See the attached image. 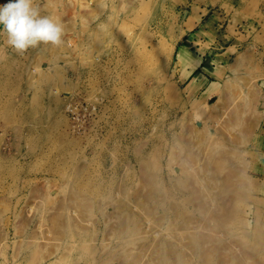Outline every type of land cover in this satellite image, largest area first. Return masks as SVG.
I'll use <instances>...</instances> for the list:
<instances>
[{"label":"rangeland","instance_id":"rangeland-1","mask_svg":"<svg viewBox=\"0 0 264 264\" xmlns=\"http://www.w3.org/2000/svg\"><path fill=\"white\" fill-rule=\"evenodd\" d=\"M32 7L62 43L0 30V264H264V0Z\"/></svg>","mask_w":264,"mask_h":264},{"label":"clouds","instance_id":"clouds-1","mask_svg":"<svg viewBox=\"0 0 264 264\" xmlns=\"http://www.w3.org/2000/svg\"><path fill=\"white\" fill-rule=\"evenodd\" d=\"M0 30L7 34V43L23 53L39 43H62V25L50 17H40L32 0H15L0 7Z\"/></svg>","mask_w":264,"mask_h":264},{"label":"crops","instance_id":"crops-1","mask_svg":"<svg viewBox=\"0 0 264 264\" xmlns=\"http://www.w3.org/2000/svg\"><path fill=\"white\" fill-rule=\"evenodd\" d=\"M180 49L183 50V54L180 55L181 57H182V55L188 56V52H186L184 48H180ZM192 61H193L192 70H190V72L187 75L188 77L191 76L189 79L190 80L189 85L193 88H196V89L199 86L203 85V87H202L203 89H206V88L208 89L210 84L206 82L207 81V75H205L206 70L203 69V66H201V64H199V66L201 67L199 69V66H197V63H198L197 60L192 58Z\"/></svg>","mask_w":264,"mask_h":264},{"label":"built area","instance_id":"built-area-1","mask_svg":"<svg viewBox=\"0 0 264 264\" xmlns=\"http://www.w3.org/2000/svg\"><path fill=\"white\" fill-rule=\"evenodd\" d=\"M66 110L67 111H70V112H72V114H74L75 112H74V110H75V106L74 105H72L71 103H69V101H68V103L66 104ZM75 119V118H74Z\"/></svg>","mask_w":264,"mask_h":264},{"label":"bare ground","instance_id":"bare-ground-1","mask_svg":"<svg viewBox=\"0 0 264 264\" xmlns=\"http://www.w3.org/2000/svg\"><path fill=\"white\" fill-rule=\"evenodd\" d=\"M65 110H66V108H65Z\"/></svg>","mask_w":264,"mask_h":264}]
</instances>
